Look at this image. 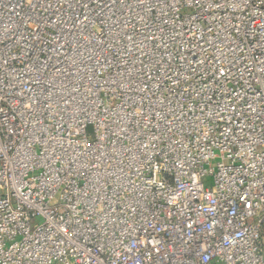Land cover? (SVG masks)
I'll list each match as a JSON object with an SVG mask.
<instances>
[{
	"label": "built area",
	"instance_id": "obj_1",
	"mask_svg": "<svg viewBox=\"0 0 264 264\" xmlns=\"http://www.w3.org/2000/svg\"><path fill=\"white\" fill-rule=\"evenodd\" d=\"M0 264H264V0H0Z\"/></svg>",
	"mask_w": 264,
	"mask_h": 264
},
{
	"label": "rangeland",
	"instance_id": "obj_2",
	"mask_svg": "<svg viewBox=\"0 0 264 264\" xmlns=\"http://www.w3.org/2000/svg\"><path fill=\"white\" fill-rule=\"evenodd\" d=\"M87 135H88V138L89 139H93V137H94V132H93V128L92 127H89L88 129H87ZM37 223V220H34L33 222H32V226H34L35 224Z\"/></svg>",
	"mask_w": 264,
	"mask_h": 264
}]
</instances>
